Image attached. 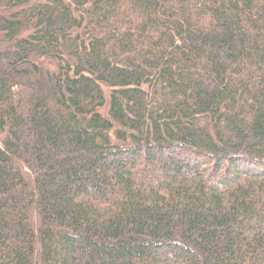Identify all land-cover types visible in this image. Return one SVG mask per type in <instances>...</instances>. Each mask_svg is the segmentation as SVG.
I'll list each match as a JSON object with an SVG mask.
<instances>
[{"label":"trees","instance_id":"trees-1","mask_svg":"<svg viewBox=\"0 0 264 264\" xmlns=\"http://www.w3.org/2000/svg\"><path fill=\"white\" fill-rule=\"evenodd\" d=\"M0 264H264V0H0Z\"/></svg>","mask_w":264,"mask_h":264}]
</instances>
